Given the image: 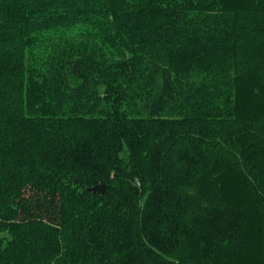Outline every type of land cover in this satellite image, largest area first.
I'll use <instances>...</instances> for the list:
<instances>
[{
    "label": "trees",
    "instance_id": "1",
    "mask_svg": "<svg viewBox=\"0 0 264 264\" xmlns=\"http://www.w3.org/2000/svg\"><path fill=\"white\" fill-rule=\"evenodd\" d=\"M0 264H264V0H0Z\"/></svg>",
    "mask_w": 264,
    "mask_h": 264
},
{
    "label": "water",
    "instance_id": "2",
    "mask_svg": "<svg viewBox=\"0 0 264 264\" xmlns=\"http://www.w3.org/2000/svg\"><path fill=\"white\" fill-rule=\"evenodd\" d=\"M105 190H106V184H100L89 188V191L99 192L100 194H103Z\"/></svg>",
    "mask_w": 264,
    "mask_h": 264
}]
</instances>
